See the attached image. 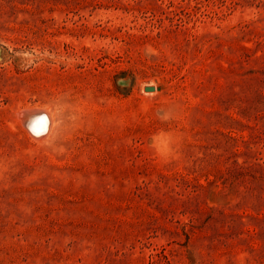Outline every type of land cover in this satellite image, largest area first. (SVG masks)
<instances>
[{
	"label": "rangeland",
	"instance_id": "obj_1",
	"mask_svg": "<svg viewBox=\"0 0 264 264\" xmlns=\"http://www.w3.org/2000/svg\"><path fill=\"white\" fill-rule=\"evenodd\" d=\"M0 264H264V0H0Z\"/></svg>",
	"mask_w": 264,
	"mask_h": 264
},
{
	"label": "bare ground",
	"instance_id": "obj_2",
	"mask_svg": "<svg viewBox=\"0 0 264 264\" xmlns=\"http://www.w3.org/2000/svg\"><path fill=\"white\" fill-rule=\"evenodd\" d=\"M24 120L30 124L33 132H35L36 134H43L46 131H49L50 133L51 129L55 127V125L53 124V121L55 122L54 114L52 113V111H50V109H45V111L30 110L29 112H26L24 114Z\"/></svg>",
	"mask_w": 264,
	"mask_h": 264
},
{
	"label": "water",
	"instance_id": "obj_3",
	"mask_svg": "<svg viewBox=\"0 0 264 264\" xmlns=\"http://www.w3.org/2000/svg\"><path fill=\"white\" fill-rule=\"evenodd\" d=\"M156 90H159V88L151 87V86L145 87V91H147V92H149V91H156ZM25 126L27 127V124L26 123H25ZM45 126H44V128H45Z\"/></svg>",
	"mask_w": 264,
	"mask_h": 264
}]
</instances>
